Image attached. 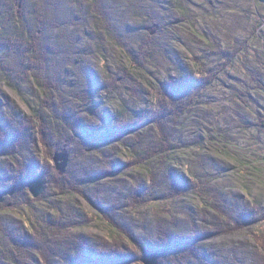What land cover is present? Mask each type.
<instances>
[{"label": "rangeland", "instance_id": "1", "mask_svg": "<svg viewBox=\"0 0 264 264\" xmlns=\"http://www.w3.org/2000/svg\"><path fill=\"white\" fill-rule=\"evenodd\" d=\"M9 189L0 264H121L119 244L127 264H145L144 249L164 251L158 264H264V4L0 0Z\"/></svg>", "mask_w": 264, "mask_h": 264}, {"label": "trees", "instance_id": "2", "mask_svg": "<svg viewBox=\"0 0 264 264\" xmlns=\"http://www.w3.org/2000/svg\"><path fill=\"white\" fill-rule=\"evenodd\" d=\"M94 2H96V0H93ZM100 1V0H99ZM34 21V20H33ZM23 24V23H22ZM23 27H27V24L26 23H24V25H23ZM107 33H109V34H112V28H111V25L110 26H108L107 25ZM30 30H28V32H26V36L27 35H29V32ZM45 44V43H44ZM39 54H40V57H42L44 54H45V50L43 49V47H42V45H40V49H39ZM45 57V56H44ZM14 77H13V73H9V75H7V77H6V81H7V83L9 84V85H13V83L12 82H15L14 81ZM37 79V78H36ZM9 80V81H8ZM17 88H18V86H16ZM31 116H32V119H33V121H34V123H38L39 124V130L41 131V134H42V138H44L45 137V139L46 138H49V133H48V130L45 128L46 127V125L45 124H48V123H50V121L48 120V119H46L45 118V116H43L42 115V110H40V109H33L32 110V113H31ZM31 120V119H30ZM43 134H44V136H43ZM61 180H66L67 181V184H66V186H65V188L66 189H69V190H71L72 192H77V193H82V192H84L83 191V189H82V187H81V185H80V183H78V182H75L74 180H69V178H68V176L67 175H65L64 177H57L56 179H55V181H61ZM85 182H87V181H85ZM65 188H61V191H63ZM113 223H115L114 221H112ZM111 222V223H112ZM112 223V224H113ZM125 236H127V235H125ZM128 237V236H127ZM130 238V237H129ZM133 240V242H134V244L136 243V241H135V239H132ZM182 244V245H181ZM178 245H181V247H183L182 249L180 248V249H176V246H178ZM192 245H193V243H192V241H190V240H186V241H179L178 242V244H171V248H172V251L174 252V254L172 255V258H174V257H178V255H179V253L180 252H187L190 248H192ZM122 246V247H121ZM141 246V245H140ZM126 247L127 246H125V245H118L117 246V248H116V250H117V252L120 254V251H122V255H120L119 256V254H118V256H116V257H111V259H115V258H117L118 257V260L116 261V262H120L121 264H127V262H129L130 261V258L132 257L133 258V256H132V254L131 253H127V251L125 252V250H127L126 249ZM142 247V246H141ZM179 248V247H178ZM115 250V249H114ZM115 250V251H116ZM104 254H106L105 252L103 253V255ZM86 255L85 254H81L80 255V257H79V260H76V264H101V262H99V261H97V260H94V258L93 257H91V256H89V257H85ZM114 256V255H113ZM137 256V255H136ZM174 256V257H173ZM101 258H106V257H103V256H101ZM171 258V259H172ZM45 260L47 261V262H49V260H47V258H45ZM169 263L168 264H174V262L175 261H168ZM161 264H166L165 262L163 263V259H162V262H161Z\"/></svg>", "mask_w": 264, "mask_h": 264}, {"label": "water", "instance_id": "3", "mask_svg": "<svg viewBox=\"0 0 264 264\" xmlns=\"http://www.w3.org/2000/svg\"><path fill=\"white\" fill-rule=\"evenodd\" d=\"M262 4H264V0H260ZM57 169L60 170L61 174L66 173V167L68 163V154L67 151H63V153H57L54 158ZM44 182L41 179H35L34 181L29 182L28 186L30 188L31 193L35 197H39L44 190ZM15 192V189L9 190H0V202L4 200V197L7 195H12ZM144 256L142 258L145 264H158V258L163 254L164 251H150L143 250Z\"/></svg>", "mask_w": 264, "mask_h": 264}]
</instances>
